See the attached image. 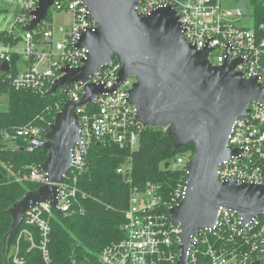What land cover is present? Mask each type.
Masks as SVG:
<instances>
[{
    "label": "built area",
    "instance_id": "built-area-1",
    "mask_svg": "<svg viewBox=\"0 0 264 264\" xmlns=\"http://www.w3.org/2000/svg\"><path fill=\"white\" fill-rule=\"evenodd\" d=\"M40 0H24L10 33L20 38L24 49L18 52L24 68L14 78L16 90H31L46 94L56 80L63 77L67 68L83 67L88 59L87 48H76L77 41L88 33H95L98 23L87 20V9L82 0H56L49 9L47 19L33 31H23L31 23V15ZM226 0H144L136 9L139 18L150 16L155 10L172 7L179 18L182 38L187 45L198 51L208 49V60L214 67L222 66L230 58L241 60L237 67L246 79L256 78L264 84V37L260 31L264 26L248 27L237 4L233 9L224 6ZM51 12H65L73 16L71 27H60L61 37L43 25L50 19ZM52 27V26H51ZM10 48L5 59L11 60ZM213 57V58H212ZM215 60V61H214ZM122 65L114 59L112 67H104L86 84L102 85L107 92L99 95L94 103L76 108L80 125L81 140L72 150V165L69 173L58 187V207L50 203L39 204L30 209L24 217L21 235L39 249L46 264H50L49 244L52 221L58 210L62 215L70 214L78 201L81 190L80 178L88 166V152L94 144L112 143L131 153L139 148L143 126L137 122V107L130 100V90L136 80L129 78L118 90L109 92L116 84ZM134 77H132L133 79ZM85 84L76 83L66 91L64 104L68 101H82ZM63 104V106H64ZM63 106H58V112ZM248 114L239 117L233 124L227 146L238 152L224 161L217 169L221 182H236L240 185L264 184V105L251 103ZM41 130L35 126L18 129L17 134L29 142L32 152L35 141L45 140ZM87 152V156H85ZM194 155L178 154L170 163L172 171L182 174L173 191L166 194L157 183L145 188L132 187L129 207L125 213L124 230L127 237L106 246L98 256L99 264H181L182 249L179 235L181 228L172 224L170 210L178 206L186 195L189 181L188 167ZM41 166H30L23 176L13 175L18 182H31L39 186L48 185V176ZM129 184H132L131 162L118 170ZM85 198L86 195L82 194ZM60 215V214H59ZM21 225V226H22ZM191 247L185 255V264H255L264 251V218L250 222L237 213L221 208L213 228L200 229L191 237ZM21 263L17 257L14 260Z\"/></svg>",
    "mask_w": 264,
    "mask_h": 264
},
{
    "label": "water",
    "instance_id": "water-1",
    "mask_svg": "<svg viewBox=\"0 0 264 264\" xmlns=\"http://www.w3.org/2000/svg\"><path fill=\"white\" fill-rule=\"evenodd\" d=\"M55 1L40 0L31 13L34 19L23 31H33L44 22ZM142 1L82 0L87 20L98 23L95 33H86L76 43V48L89 50L88 59L81 68L65 69V75L55 81L47 95H55L61 88L67 91L76 83L85 84V95L79 103H65L45 131V140L35 141L38 149L48 152L40 168L47 174L49 184L24 194L8 210L13 222L3 240L5 253L11 249L30 209L42 203L57 209L56 184L62 183L69 173L72 150L81 140L76 108L94 103L107 92L102 85L86 83L102 68L112 67L114 57L122 68L117 84L109 92L134 77L130 100L138 110L137 122L143 127L165 129L175 137L176 150L194 144L186 195L170 210L172 224L181 228V264H185L191 237L200 229L213 228L221 208L237 213L245 222L264 218V184L221 182L217 175L218 167L238 154L227 146L234 122L248 114L249 104L264 105V84L256 78H244V73L237 71L239 59L229 58L222 66H212L208 49L198 51L185 43L172 7L159 8L150 16L139 18L136 9ZM237 5L244 14L248 13L247 0H240ZM8 69L9 64L3 63L1 70ZM165 168H169V163ZM58 213L62 215L60 210ZM255 264H264V251Z\"/></svg>",
    "mask_w": 264,
    "mask_h": 264
},
{
    "label": "trees",
    "instance_id": "trees-1",
    "mask_svg": "<svg viewBox=\"0 0 264 264\" xmlns=\"http://www.w3.org/2000/svg\"><path fill=\"white\" fill-rule=\"evenodd\" d=\"M247 2L252 9L254 25L264 26V0ZM260 34L264 37V28ZM20 42L13 33L0 32V44L9 46L4 48L16 47ZM5 55L6 51L0 52V97L7 96V110L0 111V264H46L42 252L31 249L26 237L16 239L19 245L11 256V249L8 253L3 251V240L12 230L13 219L8 210L24 194L40 187L31 182H18L11 174H24L30 166H41L48 157V152L42 149L30 152L29 142L17 131L32 125L41 130L44 138L58 113L55 107L58 103L60 108L63 106L65 94L62 90L51 96L16 90L13 80L22 71L18 64L23 59L19 53L10 51L9 69L3 72ZM174 142L175 137L168 135L165 129L144 127L139 148L133 153L112 143L92 145L86 172L79 181L81 193L86 197L79 195L70 214H56L57 218L52 221L48 246L50 264H99L98 256L106 246L125 239L127 234L123 227L132 187L145 188L157 183L169 194L182 174L166 169L165 165L178 154L194 155V144L176 150ZM129 162L132 184L117 171ZM6 163H10L9 171ZM23 228L24 224L21 230ZM16 257L22 262L16 263Z\"/></svg>",
    "mask_w": 264,
    "mask_h": 264
},
{
    "label": "rangeland",
    "instance_id": "rangeland-1",
    "mask_svg": "<svg viewBox=\"0 0 264 264\" xmlns=\"http://www.w3.org/2000/svg\"><path fill=\"white\" fill-rule=\"evenodd\" d=\"M23 1L24 0H0V32L10 33L11 27L13 26V24L15 23L18 17ZM236 4H237V0L224 1V6L227 9H233L236 6ZM248 8H249V13L247 14V16H245V19L241 22L243 25L252 27L254 25V20L252 18V9L249 3H248ZM72 23H73V16L71 14H68L65 12H55V13L51 12L50 19L46 21L43 27L47 30H54L56 32V40H58L61 37V34L58 32V29L60 27L69 28L71 27ZM4 47H9V46L8 45L4 46L0 44V52L7 51V48H4ZM23 49H24V45L22 44V42H20L16 47H10L9 51L20 53L23 51ZM18 66L20 67V69L24 68L23 60L19 61ZM134 80L135 78L133 79L131 78V81H134ZM59 105L60 104L58 103V105L55 108L57 109ZM5 110H7V96H2L0 97V111H5ZM6 165L9 171L10 163H6ZM13 175L14 174H11V177H13ZM15 175H18V174H15ZM20 176H23V173H21L19 177ZM22 183H28V182L25 181ZM20 235H21V227H20L19 232L16 235L15 240L13 241L11 251H10V256L12 255V253H15V250L17 246L19 245V241H17L16 243L15 241L16 239H19Z\"/></svg>",
    "mask_w": 264,
    "mask_h": 264
}]
</instances>
